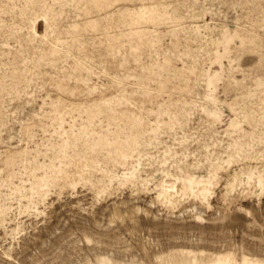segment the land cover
<instances>
[{
	"label": "rangeland",
	"instance_id": "obj_1",
	"mask_svg": "<svg viewBox=\"0 0 264 264\" xmlns=\"http://www.w3.org/2000/svg\"><path fill=\"white\" fill-rule=\"evenodd\" d=\"M0 264H264V0H0Z\"/></svg>",
	"mask_w": 264,
	"mask_h": 264
}]
</instances>
